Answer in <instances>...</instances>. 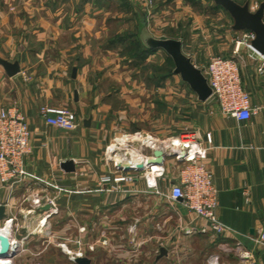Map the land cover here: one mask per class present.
<instances>
[{"label":"crops","instance_id":"crops-1","mask_svg":"<svg viewBox=\"0 0 264 264\" xmlns=\"http://www.w3.org/2000/svg\"><path fill=\"white\" fill-rule=\"evenodd\" d=\"M162 1L170 4L162 7L158 0L149 12L147 0H0V58L20 67V73L10 77L0 65V110L19 111L32 133V151L24 159L27 178L12 188L0 185V206L7 214L0 228L10 227V239L22 251L11 264H58L34 258L53 244L42 241L45 234L57 232L72 233L76 252L85 251L87 244L97 249L101 236L107 254L102 264H214L215 256L218 264H264V243L257 242L264 233V113L238 121L225 116L216 103L215 112L205 116L207 124L188 132L196 134L206 150L203 162L217 189V217L234 237L218 235L180 201L169 198L183 166L173 156L161 166L145 164L140 172L124 171L114 163L124 155L145 163L153 158L155 150L135 141L137 137L159 143L184 134L134 130L131 122H140L139 115L137 119L129 111L134 97L123 94L126 105L118 112L98 83L112 73L108 65L119 57L113 28L123 40L134 25L131 13L148 11L161 23L169 5L183 0ZM234 1L253 13L264 11V0ZM246 57L239 60L243 87L251 105L263 107L260 61L251 51ZM137 86L140 89V83ZM198 102L207 108L212 99ZM45 107L71 111L77 130L47 124L41 115ZM66 162L74 163L73 172L63 169ZM158 169L164 171L160 178ZM153 175L157 189L149 187L147 179ZM124 176L134 181H119ZM10 219L12 225H4ZM117 231L124 236L113 244ZM245 251L252 259L242 258ZM2 262L10 264L6 258H0Z\"/></svg>","mask_w":264,"mask_h":264},{"label":"rangeland","instance_id":"rangeland-1","mask_svg":"<svg viewBox=\"0 0 264 264\" xmlns=\"http://www.w3.org/2000/svg\"><path fill=\"white\" fill-rule=\"evenodd\" d=\"M157 2L158 0H154L153 6L148 8L149 12L153 11ZM163 2L161 0L159 3L162 7L170 4V1L164 4ZM169 6H171L169 15L161 23H156L148 11L145 14L139 10L131 13L129 17L135 20L134 25L130 26L123 40H120L118 28H113L115 41L113 48L119 57L114 61L112 59L108 65L112 66V73L107 74L104 80L101 78L98 80V83L103 84V93L110 99L111 106L118 112L124 110L126 105L122 98L123 94L134 97L135 105L130 106L129 111L132 117L139 115L140 122L131 124L134 130L139 127L146 133H188L205 126L207 124L205 116L215 112L217 102L212 99L207 108L199 104L196 94L190 87L179 75H174L175 65L171 57L164 51L147 50L143 41L145 35L157 39H181L184 54L201 65L203 73L215 57L236 58L242 61L249 53V50L242 46L239 51L242 58L234 54L242 34L234 31L233 17L214 1L183 0L180 4L171 3ZM159 7L156 12L159 11ZM157 35L159 37H156ZM137 83H140V89ZM36 202L37 199L35 204ZM69 234L58 232L45 234L42 241L50 240L53 244H50L48 249L45 246L44 251L41 249L37 251L34 258L44 263L51 259L58 264L70 262L77 264L75 260L85 258V255L91 259H98L99 264H102V261L104 263L107 254L101 236L97 249L87 244L85 251L76 252L72 247L74 244L72 233ZM122 236L124 234L117 231L112 236L114 241L111 243L121 242ZM65 242L69 243V248L65 246ZM20 253L22 251H17L15 258L20 256ZM79 253L83 256L77 257Z\"/></svg>","mask_w":264,"mask_h":264},{"label":"built area","instance_id":"built-area-1","mask_svg":"<svg viewBox=\"0 0 264 264\" xmlns=\"http://www.w3.org/2000/svg\"><path fill=\"white\" fill-rule=\"evenodd\" d=\"M149 8L154 0H147ZM256 35L252 32H242L239 38L235 55H238L240 48L245 46L260 61L259 72L264 73V55L253 47ZM212 89V98L215 100L221 112L228 117L238 121H249L255 115L264 113L263 107H253L249 93L244 89L240 62L236 58L215 57L211 60L204 73ZM41 115L46 123L65 131L77 130L74 114L64 108L45 107ZM32 133L29 123L19 111L8 109L0 110V185L2 187H14L27 178L24 170V159L32 151ZM135 141H142L147 147L154 150H162L165 154L173 156L182 163L179 183L173 185L169 198L180 201L189 213L207 222L214 231L225 237H234V231L217 217V189L213 183V174L203 162L206 158V150L201 139L194 133H184L179 137L169 138L156 143L153 140L137 137ZM207 141H211V135H207ZM117 147L114 146V151ZM116 158V155H115ZM115 165H129L135 167L145 162L135 161L131 156L124 155L115 160ZM153 172V171H152ZM157 178L163 176L164 171L158 169L155 173ZM147 179L149 187L158 188L156 177ZM110 180L109 177L105 179ZM124 183H132V176H124L119 179ZM36 204L39 206V199ZM6 220V219H5ZM13 223V220H7ZM10 239V235L8 236ZM11 245L17 244L10 239ZM264 243V233L257 240ZM83 254H77L82 257ZM242 258L249 260L252 256L249 252H243ZM213 263L218 264V257H213ZM11 264V259H9Z\"/></svg>","mask_w":264,"mask_h":264},{"label":"water","instance_id":"water-1","mask_svg":"<svg viewBox=\"0 0 264 264\" xmlns=\"http://www.w3.org/2000/svg\"><path fill=\"white\" fill-rule=\"evenodd\" d=\"M219 7L227 11L235 20V29L237 31H249L256 35V40L253 42V47L264 55V11L253 13L248 6H241L234 0H212ZM143 41L146 47L153 51H164L174 62V74L179 75L184 83L197 95L200 102H207L212 98V89L209 86L208 79L201 69H199L193 60L186 56L183 52V42L176 39H157L151 35H145ZM2 65L10 77H14L20 73V67L17 63H9L0 58ZM76 76V71H74ZM162 150H155L153 158L146 161L148 167L161 166L168 157ZM145 164H139L135 167L129 165L119 166L124 171H143ZM66 172L75 170L73 162H66L62 165ZM7 217L6 207L0 206V220L4 221ZM17 246V245H15ZM14 245H11L8 236L0 234V258L13 259L17 254ZM165 254V251H162ZM77 264H91L88 258H78L75 260Z\"/></svg>","mask_w":264,"mask_h":264},{"label":"bare ground","instance_id":"bare-ground-1","mask_svg":"<svg viewBox=\"0 0 264 264\" xmlns=\"http://www.w3.org/2000/svg\"><path fill=\"white\" fill-rule=\"evenodd\" d=\"M10 231L11 230H10V227L9 226L0 228V234L6 235V236H9L10 235ZM15 245H17V244H14V246ZM15 247H16L15 249L19 248L18 245L15 246ZM1 264H5V262H2Z\"/></svg>","mask_w":264,"mask_h":264},{"label":"trees","instance_id":"trees-1","mask_svg":"<svg viewBox=\"0 0 264 264\" xmlns=\"http://www.w3.org/2000/svg\"><path fill=\"white\" fill-rule=\"evenodd\" d=\"M147 50L153 52V50H150V49H147ZM145 52H146V51H145Z\"/></svg>","mask_w":264,"mask_h":264}]
</instances>
